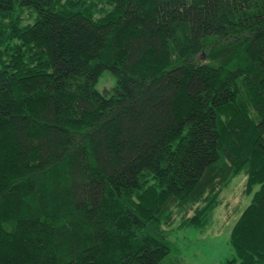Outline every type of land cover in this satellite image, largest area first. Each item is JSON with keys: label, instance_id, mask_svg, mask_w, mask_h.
I'll list each match as a JSON object with an SVG mask.
<instances>
[{"label": "trees", "instance_id": "1", "mask_svg": "<svg viewBox=\"0 0 264 264\" xmlns=\"http://www.w3.org/2000/svg\"><path fill=\"white\" fill-rule=\"evenodd\" d=\"M241 173L264 264V0H0V264H179Z\"/></svg>", "mask_w": 264, "mask_h": 264}, {"label": "rangeland", "instance_id": "2", "mask_svg": "<svg viewBox=\"0 0 264 264\" xmlns=\"http://www.w3.org/2000/svg\"><path fill=\"white\" fill-rule=\"evenodd\" d=\"M113 86L114 75L109 70H104L95 85L96 90L102 92ZM244 183L245 175L242 173L231 180L220 195L226 205L215 209L210 225L203 230L177 228V224L173 226L169 239L173 245V254L178 253L180 257L179 264H223L232 257L229 234L238 215L251 198L242 193Z\"/></svg>", "mask_w": 264, "mask_h": 264}]
</instances>
